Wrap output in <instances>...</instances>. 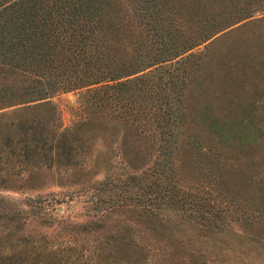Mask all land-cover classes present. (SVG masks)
Here are the masks:
<instances>
[{
	"label": "rangeland",
	"instance_id": "1",
	"mask_svg": "<svg viewBox=\"0 0 264 264\" xmlns=\"http://www.w3.org/2000/svg\"><path fill=\"white\" fill-rule=\"evenodd\" d=\"M172 1L188 15L225 2ZM251 1L250 16L211 29L189 50L203 66L185 89L172 165L211 224L164 202L158 214L145 210L147 187L161 192L165 181L152 171L154 152L143 155L118 123H83L81 90L60 91L55 108L0 109V264H264V0ZM208 110L221 137L206 128ZM32 117L43 138L31 144L27 130L25 147L16 125ZM53 136L71 142L70 153Z\"/></svg>",
	"mask_w": 264,
	"mask_h": 264
},
{
	"label": "trees",
	"instance_id": "2",
	"mask_svg": "<svg viewBox=\"0 0 264 264\" xmlns=\"http://www.w3.org/2000/svg\"><path fill=\"white\" fill-rule=\"evenodd\" d=\"M118 1L128 6V15L120 16L115 0H0V109L55 108L56 92L81 90L83 123L98 117L118 123L139 141L143 155L154 152L152 171L165 181L161 192L147 187L144 209L158 214L161 202L189 209L208 227L203 204L178 184L172 165L187 116L185 89L203 66L200 53L189 50L211 29L248 17L257 7L251 0H225L216 10L188 15L172 0ZM203 120L209 133L222 136L218 117L208 110ZM38 122L18 121L25 147L27 130L31 144L43 138L34 129ZM51 143L66 153L72 149L66 139L53 136Z\"/></svg>",
	"mask_w": 264,
	"mask_h": 264
}]
</instances>
